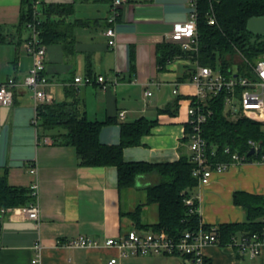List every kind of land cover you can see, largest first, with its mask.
Masks as SVG:
<instances>
[{
  "label": "crops",
  "instance_id": "1",
  "mask_svg": "<svg viewBox=\"0 0 264 264\" xmlns=\"http://www.w3.org/2000/svg\"><path fill=\"white\" fill-rule=\"evenodd\" d=\"M99 1L107 2L106 7L101 5L102 11L77 14V3ZM192 1L125 0L116 7L117 15L110 23L112 1L33 2L37 11L41 3H72L73 12L65 15L64 21L87 20L75 26L72 43L46 44L44 74L48 83L43 88L51 101L77 99L78 109L89 119L109 120L99 130V139L105 144L119 142L122 122L140 116L157 120L138 144L123 147L126 161L167 162L190 153L183 137L187 105L196 92L190 79L197 62L190 52L194 49L186 48L184 55L168 60L161 69L157 59L159 46L175 43L168 34L175 23L187 18ZM26 5L23 0H0V81L12 77L19 82L12 103L0 105V175L5 174L7 182L15 186L29 187L37 181L38 194L32 202L38 203L39 219H28L15 208L0 210V264H33L37 241L42 245L41 264H106L111 257L117 258L116 264H191L180 254L122 256L113 245L67 244L78 235L101 241L129 229L150 231V225L159 219L156 202L141 209L140 222L147 223L148 229L134 226L126 213L145 202V187L159 177L153 172L142 173L132 186L120 190L116 166L80 165L72 144L55 141L51 132L40 126L31 90L20 84L32 63L26 50L32 30L21 23ZM107 26L115 30L113 45L104 33ZM76 75H88L92 82L74 83ZM97 75L111 81L110 86L103 89ZM178 96L175 113L158 112ZM31 167L35 174L29 171ZM236 189L264 194V158L231 163L197 186L194 194L203 226L244 220V210L232 201ZM201 252L213 264H264V243L255 256L220 243L204 245Z\"/></svg>",
  "mask_w": 264,
  "mask_h": 264
},
{
  "label": "trees",
  "instance_id": "2",
  "mask_svg": "<svg viewBox=\"0 0 264 264\" xmlns=\"http://www.w3.org/2000/svg\"><path fill=\"white\" fill-rule=\"evenodd\" d=\"M25 1L26 8L21 13V23H33L37 39L43 44L74 40V28L87 23L75 19L65 22L64 16L73 12V4L41 3L39 13L35 11L33 0ZM112 1V0H106ZM197 49L190 51L198 63L212 67L221 74L251 76L250 63L264 54V35L255 34L246 28V21L252 15L264 14V0H195ZM213 14L214 22L209 23ZM187 50L179 43L167 42L158 48L157 63L163 68L165 63ZM235 56L241 60L235 61ZM226 90L219 91L207 101L211 113L201 125V133L206 140V157L209 162L228 161L231 152L243 155L245 161L264 158V122L245 115L228 118L224 109ZM179 96L173 102L158 108V112L175 113ZM192 100L195 98L190 97ZM77 99L71 102H41L36 106L40 126L51 132V137L61 143L72 144L78 163L85 166L114 165L117 169L118 188L126 189L134 184L137 175L156 173L159 180L145 187L146 200L139 203L132 212L126 213L134 226L148 229L147 223L140 222L142 206L156 202L159 209L157 223L151 230L164 229L170 236L178 237L184 230L197 229L200 215L198 210L189 211L184 199L195 195L198 176L193 174L195 162L189 154H181L177 160L167 162L126 161L123 147L138 144L142 135L150 132L156 119L140 116L133 121L120 124V140L117 144H105L99 139V130L106 121L89 119L78 109ZM183 140L189 142L190 123L184 125ZM257 144L254 153L249 154ZM228 146L230 152L224 151ZM34 199L29 187L15 186L7 182L6 175H0V210L5 207L25 205ZM234 204L242 207L243 221L223 222L217 227L219 243L226 245L243 235L264 230V194L236 189L232 193ZM198 206V200H194ZM208 228L207 225H201ZM201 264H213L203 257Z\"/></svg>",
  "mask_w": 264,
  "mask_h": 264
},
{
  "label": "built area",
  "instance_id": "3",
  "mask_svg": "<svg viewBox=\"0 0 264 264\" xmlns=\"http://www.w3.org/2000/svg\"><path fill=\"white\" fill-rule=\"evenodd\" d=\"M34 4L40 0H33ZM125 0H112L108 22H112L116 14V7ZM37 13L39 11L35 10ZM196 5L192 1L187 18L182 22L173 25L168 34L169 38L186 49H197V26H196ZM209 23L214 22L213 14L209 17ZM32 30V35L26 41V50L31 56V67L24 76L20 84L26 85L30 90L35 105L41 102H50L51 95L47 93L43 86L48 83L44 74L46 45L41 43L35 36L36 30L33 23H27ZM104 33L109 37L108 44L115 43V30L107 26ZM252 71L251 76L221 74L212 67L195 63L190 79L196 85V92L192 95L187 105L188 118L186 122L190 123L191 131L189 133L188 147L191 159L195 162L193 174L198 176V185L208 180L213 171H222L231 163H240L245 161L244 156L236 151L231 152L230 160L209 162L206 157V140L201 133V125L205 122L211 109L207 105V99L216 95L221 90H226L224 100V109L228 118L232 115H245L254 120L264 122V56H260L254 63H250ZM96 81L101 83L103 89L110 86L111 81H107L103 75H97ZM92 78L88 75H76L74 83H91ZM115 82V80H113ZM19 84L14 78L8 77L0 81V105L8 106L13 101L14 87ZM150 94L149 90H146ZM255 149L257 144L249 140ZM224 151L230 152L228 146ZM31 173L36 172L35 167L29 169ZM32 195L37 198L38 183L35 180L29 185ZM197 200L196 195H190L184 199L189 211L198 210L194 204ZM18 210L26 218L32 220L39 219V206L37 202H30L18 207H5L1 211L8 209ZM199 227L192 230H184L180 236H170L164 229L139 232L135 229H129L125 234L118 237H107L103 240H96L89 236L78 235L72 238L67 244L72 247H83L95 244L113 245L120 250L122 256L128 254L146 255V254H180L188 257L191 264H201L203 255L201 247L207 244L219 243L217 227L211 225L203 228L201 221ZM264 243V230L254 232L250 235H243L233 239L229 245L235 247L239 253H248L251 256L258 255L261 245ZM33 264H41V248L39 241L35 242ZM117 258L111 257L106 264H116Z\"/></svg>",
  "mask_w": 264,
  "mask_h": 264
},
{
  "label": "water",
  "instance_id": "4",
  "mask_svg": "<svg viewBox=\"0 0 264 264\" xmlns=\"http://www.w3.org/2000/svg\"><path fill=\"white\" fill-rule=\"evenodd\" d=\"M246 28L255 34L264 35V14L252 15L246 21ZM255 152V147H251L249 154Z\"/></svg>",
  "mask_w": 264,
  "mask_h": 264
},
{
  "label": "rangeland",
  "instance_id": "5",
  "mask_svg": "<svg viewBox=\"0 0 264 264\" xmlns=\"http://www.w3.org/2000/svg\"><path fill=\"white\" fill-rule=\"evenodd\" d=\"M79 3H77V5L75 7L77 14H85V12H88L89 10L90 11H97V9H100L102 11L104 8L101 5L106 7V4H107V2H103V1L83 3L82 5H80ZM261 56H264V54H262ZM237 60L238 61L241 60L239 58V56H235V61H237ZM237 116H239V114L232 115V116H230V118L235 119Z\"/></svg>",
  "mask_w": 264,
  "mask_h": 264
}]
</instances>
